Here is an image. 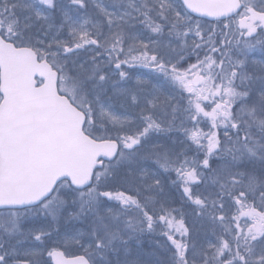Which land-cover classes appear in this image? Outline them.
Masks as SVG:
<instances>
[{
  "label": "snow or ice",
  "instance_id": "1",
  "mask_svg": "<svg viewBox=\"0 0 264 264\" xmlns=\"http://www.w3.org/2000/svg\"><path fill=\"white\" fill-rule=\"evenodd\" d=\"M0 264H264V0H0Z\"/></svg>",
  "mask_w": 264,
  "mask_h": 264
}]
</instances>
